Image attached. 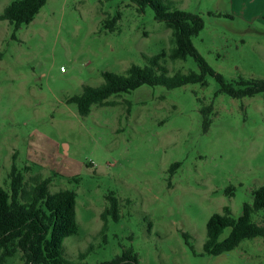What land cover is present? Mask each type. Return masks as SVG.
<instances>
[{
	"label": "rangeland",
	"instance_id": "374dc122",
	"mask_svg": "<svg viewBox=\"0 0 264 264\" xmlns=\"http://www.w3.org/2000/svg\"><path fill=\"white\" fill-rule=\"evenodd\" d=\"M14 1L0 0V14ZM169 1L201 19L191 43L227 87L264 80V0ZM140 9L130 0H47L29 25L0 21V186L12 164L37 165L25 180L40 174L51 192L75 193L78 232L63 241L73 263L91 247L82 263L132 249L137 264H264V238L218 256L203 249L209 219L226 206L239 218L264 186V94L231 98L207 73L203 84L113 95L86 117L67 102L100 86L104 72L124 75L168 52L170 29ZM115 16L113 31L104 29ZM160 65L168 76L201 74L192 56ZM203 106L212 107L207 130ZM110 193L119 219L107 217L101 232Z\"/></svg>",
	"mask_w": 264,
	"mask_h": 264
},
{
	"label": "trees",
	"instance_id": "16d2710c",
	"mask_svg": "<svg viewBox=\"0 0 264 264\" xmlns=\"http://www.w3.org/2000/svg\"><path fill=\"white\" fill-rule=\"evenodd\" d=\"M47 0H17L7 5L0 14V21H7L17 30L29 25L45 5ZM143 10L154 11L155 19L164 22L171 31L170 49L148 59L147 65H131L124 75L110 72L102 73L103 83L98 87L85 86L80 95L68 99L77 107L78 114L86 117L93 106L103 107L114 104L107 100L113 95L128 93L144 85L163 86L174 89L189 84H203V75H214L221 84V91L231 98L241 99L264 94V80L243 79L239 77L234 87H227L220 75L215 74L199 56L191 43L203 29V22L194 14L177 10L169 0H130ZM118 16L105 19L103 28L113 31ZM192 56L200 65L201 74L193 71H180L168 76V71L160 65L166 58L171 62L184 61ZM211 106H203L201 115L203 127L207 130L210 123ZM179 164L172 165L177 168ZM31 168L18 169L14 164L8 175L7 188L0 186V264H85L86 252L78 255L73 263L63 255V241L75 235L78 226L75 219V198L68 189L51 192V179L36 174L25 180L24 173ZM78 182V179H75ZM252 202L242 207V214L234 218L229 207L222 214L213 215L206 226L207 238L204 252L218 256L234 250L244 240L264 238V186L252 191ZM107 206L100 215L103 221L101 232L106 229L107 217L119 219L118 201L113 194L106 196ZM224 229H230L228 236L219 241ZM137 256L132 249L124 250L120 256L100 264H137Z\"/></svg>",
	"mask_w": 264,
	"mask_h": 264
}]
</instances>
